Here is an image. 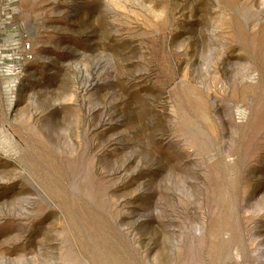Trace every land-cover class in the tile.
Listing matches in <instances>:
<instances>
[{
  "label": "rangeland",
  "instance_id": "1",
  "mask_svg": "<svg viewBox=\"0 0 264 264\" xmlns=\"http://www.w3.org/2000/svg\"><path fill=\"white\" fill-rule=\"evenodd\" d=\"M0 264H264V0H0Z\"/></svg>",
  "mask_w": 264,
  "mask_h": 264
}]
</instances>
